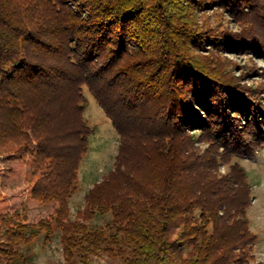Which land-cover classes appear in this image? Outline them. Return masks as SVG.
<instances>
[{
    "label": "trees",
    "instance_id": "1",
    "mask_svg": "<svg viewBox=\"0 0 264 264\" xmlns=\"http://www.w3.org/2000/svg\"><path fill=\"white\" fill-rule=\"evenodd\" d=\"M227 51L264 56V0H0V149L28 156L31 198L55 205L37 223L0 213V263L58 228L68 264H249V174L221 165L263 143L264 88L233 75ZM86 87L121 144L72 220Z\"/></svg>",
    "mask_w": 264,
    "mask_h": 264
},
{
    "label": "rangeland",
    "instance_id": "2",
    "mask_svg": "<svg viewBox=\"0 0 264 264\" xmlns=\"http://www.w3.org/2000/svg\"><path fill=\"white\" fill-rule=\"evenodd\" d=\"M209 15L213 16L212 25L217 26L221 16L216 17L213 11H210ZM225 19L224 21L229 27L234 30L239 29L238 26L232 24V17L225 14ZM223 55L232 66L233 75L244 77L243 82L250 87L260 90L264 88V56L256 54V52L254 54H237L228 51ZM262 92L259 105L261 103V107L264 109V89ZM85 95L88 98L85 118L93 129V135L90 141V151L81 165L79 189L71 200L72 220H76L84 212L86 196L95 184L104 180L115 170L121 144L120 135L113 122L88 87L85 88ZM262 142L261 145L250 144V147H254L251 152H257L255 156L247 154L237 157L235 153L231 152L229 153L230 163L223 162L221 165L223 174H228L231 166L236 163H240L249 174L253 199L248 217L251 220L252 232L259 235V241L251 253L254 258L250 260L249 264H264V138ZM205 147L207 145H204ZM27 160L28 156L26 155H9L0 149V213L9 212L12 214L16 211H24L28 222L37 223L48 218L54 212L55 205H44L31 198L26 175ZM109 219L111 216L95 218L91 223L105 226ZM55 229V235L50 242L45 241L43 234L30 246L24 247L23 254L27 261L21 260L16 264H68L61 242V230ZM96 262L97 264H116L118 260L102 256L97 257Z\"/></svg>",
    "mask_w": 264,
    "mask_h": 264
}]
</instances>
